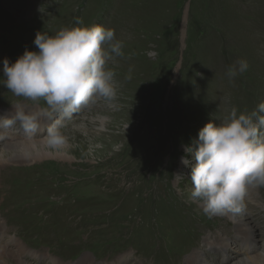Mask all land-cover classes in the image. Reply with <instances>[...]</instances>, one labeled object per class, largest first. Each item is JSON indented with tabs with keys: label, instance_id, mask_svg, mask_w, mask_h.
<instances>
[{
	"label": "rangeland",
	"instance_id": "1",
	"mask_svg": "<svg viewBox=\"0 0 264 264\" xmlns=\"http://www.w3.org/2000/svg\"><path fill=\"white\" fill-rule=\"evenodd\" d=\"M93 24L124 42L108 65L113 97L65 115L4 86L3 60L36 51L37 31ZM241 59L248 69L229 77ZM262 101L264 0H0V110L22 108L41 130L38 145L0 150V264H188L200 251L202 264H250L237 262L239 225L191 196L181 157L207 122ZM56 121L63 143L52 146ZM247 189L260 209L244 201L254 232L241 249L257 258L264 184ZM208 232L228 239V261L202 247Z\"/></svg>",
	"mask_w": 264,
	"mask_h": 264
},
{
	"label": "clouds",
	"instance_id": "2",
	"mask_svg": "<svg viewBox=\"0 0 264 264\" xmlns=\"http://www.w3.org/2000/svg\"><path fill=\"white\" fill-rule=\"evenodd\" d=\"M33 44L36 51L25 48L14 62L3 60L4 86L16 96L43 98L53 109L70 115L95 96L115 95V72L108 65L124 56V42L114 29L93 24L62 27L54 35L42 30L36 32ZM247 69V61L241 59L227 74L235 77ZM35 119L22 108L15 115L26 130L36 128ZM60 127L56 121L47 130L52 146L63 143ZM185 151L181 163L190 167L191 196L202 200L204 211L242 212L247 187L264 184V101L251 111L238 113L233 107L218 124L210 120ZM175 178L185 179L182 173Z\"/></svg>",
	"mask_w": 264,
	"mask_h": 264
},
{
	"label": "bare ground",
	"instance_id": "3",
	"mask_svg": "<svg viewBox=\"0 0 264 264\" xmlns=\"http://www.w3.org/2000/svg\"><path fill=\"white\" fill-rule=\"evenodd\" d=\"M16 112L17 111L0 110V117H6L4 120H0V150L6 146H12V145L15 146L23 142H29V141L31 143H35V145L40 144L38 142V139L41 134V130L39 129V127L36 125V128L34 130H26L22 122L15 120ZM9 120H12L13 122L9 123ZM245 193H246V197L244 198L245 203L248 202L254 205L257 209H260L257 200L254 199L255 196L252 197L254 194L252 195L251 191H246ZM225 217L230 218L235 224L239 225V230L237 229L239 232L241 231L245 233V236L239 235L238 236L239 240L236 241V245L237 247H239L238 253H240L242 259V260H237V262H248L250 264H264V248L260 249L257 258H250L245 251L242 253V250L244 249H241L243 247H247L248 245L247 240L249 238L248 236L252 235V232H254L253 231L254 227L250 224V220H252V215L246 212L244 213L243 210L240 213L226 212L220 216L221 219ZM5 232H6L5 225L0 223V237L4 235ZM211 233L212 232H208L205 234L201 242L203 243L202 247L204 248L208 247L210 249L219 250L222 254H224L227 257V261H228V256L232 252L228 239L227 238L224 239L220 235L213 236ZM216 239L218 240L216 241ZM4 246L5 249H7L5 251H8V253L15 255V257L19 255L13 243L8 242ZM204 257H205L204 252L200 251L195 255L193 259L194 261L190 259L188 264H193V262L194 264H202ZM179 262H181V260H179L177 263Z\"/></svg>",
	"mask_w": 264,
	"mask_h": 264
}]
</instances>
